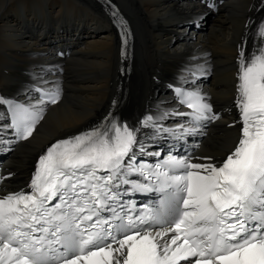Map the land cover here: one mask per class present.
I'll return each mask as SVG.
<instances>
[{
    "label": "snow or ice",
    "instance_id": "1",
    "mask_svg": "<svg viewBox=\"0 0 264 264\" xmlns=\"http://www.w3.org/2000/svg\"><path fill=\"white\" fill-rule=\"evenodd\" d=\"M112 16L126 47L130 33L117 11ZM257 33L254 51L246 55L242 43L238 53L241 128L225 159L170 156L148 172L135 164L136 130L110 112L50 145L37 160L30 192L0 196V264H264V21ZM61 95L56 86L31 106L0 97L5 120L11 117L0 131L10 128L28 140L43 105L57 104ZM180 95L194 120L219 119L197 92ZM152 120L146 117L144 126ZM133 175L155 180L139 183ZM123 185L162 193L159 206L133 213Z\"/></svg>",
    "mask_w": 264,
    "mask_h": 264
},
{
    "label": "bare ground",
    "instance_id": "2",
    "mask_svg": "<svg viewBox=\"0 0 264 264\" xmlns=\"http://www.w3.org/2000/svg\"><path fill=\"white\" fill-rule=\"evenodd\" d=\"M113 1L130 19L135 36L131 60L122 64L129 67L123 75L118 70L113 31L91 0H0V96L31 100V88L41 85L58 86L62 92L57 104L44 107V117L29 140L8 146L0 140V168L13 174L11 185L27 181L35 159L50 143L89 128L108 110L117 120L141 127L138 137L151 144L148 131L170 127L163 112L173 104L163 98L162 84L170 79L188 84L184 74L189 69L208 70L211 96L219 109L225 108V116L231 115L237 49L250 20L264 6L255 13L256 0H225L218 12L226 9L216 16L199 5V0ZM208 17H213L210 25L196 23ZM187 28L196 29L192 39L176 36ZM68 36H76L69 43L73 50L57 60L48 51ZM40 41L44 44L39 45ZM57 67L61 73L50 72ZM148 116L153 120L143 129ZM225 131L211 127L201 152L222 156L232 143ZM0 132L5 134V130ZM172 137H152V148L159 149L164 142L175 144ZM9 147L11 153L5 158Z\"/></svg>",
    "mask_w": 264,
    "mask_h": 264
},
{
    "label": "rangeland",
    "instance_id": "3",
    "mask_svg": "<svg viewBox=\"0 0 264 264\" xmlns=\"http://www.w3.org/2000/svg\"><path fill=\"white\" fill-rule=\"evenodd\" d=\"M226 9V8H225ZM225 9H223V8H221V10L220 11H224ZM219 11V12H220ZM218 12V13H219ZM218 13L216 14V16L218 15ZM207 16V15H206ZM208 19L209 20H199V21H196V23H200L201 24V27H206V26H208V25H210L211 24V20L213 19V17L212 18H210V17H208ZM195 23V24H196ZM195 31H196V29H194V28H187V30L186 31H183L182 32V34H178V35H176L178 38L179 37H184V38H191V36H192V32H194L195 33ZM197 33V32H196ZM195 33V34H196ZM192 39V38H191ZM50 48V47H49ZM48 52H51V51H48ZM159 92V91H158ZM157 92V93H158ZM157 95H160L159 93L157 94ZM4 136H6V134H1V132H0V140H4L5 142H6V144H7V146H8V141L6 140V139H4L3 137ZM10 148V147H9ZM11 153V148H10V152H7L4 156H5V158H7L8 156H9V154ZM5 158H3V159H5Z\"/></svg>",
    "mask_w": 264,
    "mask_h": 264
}]
</instances>
